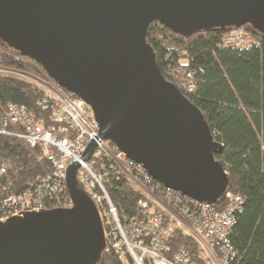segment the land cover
<instances>
[{
  "label": "water",
  "instance_id": "obj_1",
  "mask_svg": "<svg viewBox=\"0 0 264 264\" xmlns=\"http://www.w3.org/2000/svg\"><path fill=\"white\" fill-rule=\"evenodd\" d=\"M153 21L185 38L246 24L264 33V0H0V40L86 101L101 139L165 187L217 203L230 187L215 158L223 144L163 77L145 36ZM95 146L88 144L84 161ZM79 167H67L70 206L0 222V264H96L104 227L77 181Z\"/></svg>",
  "mask_w": 264,
  "mask_h": 264
},
{
  "label": "built area",
  "instance_id": "obj_2",
  "mask_svg": "<svg viewBox=\"0 0 264 264\" xmlns=\"http://www.w3.org/2000/svg\"><path fill=\"white\" fill-rule=\"evenodd\" d=\"M257 44L243 27L225 30L220 39L224 49L242 50ZM0 71L8 70L0 68ZM15 74L42 87L44 96L36 103L38 112L12 101L0 106V134L23 139L31 148L47 149L51 170L37 177L24 191L11 192L9 163L1 161L0 222L27 212L70 206V196L65 193L67 167L78 161L77 181L96 203L104 227V250L116 253L123 264H146L148 260L150 264H194L184 246L171 249L170 238L178 232L195 239L201 260H205L204 253L208 252L207 258L214 264L235 263L236 251L230 236L236 214L242 209V196L226 191L218 206L165 187L114 143L101 139L98 123L86 101L54 82L50 85L27 74ZM192 76L188 72L186 77ZM184 80L185 88L194 92L195 84ZM92 141L96 143L95 149L89 160L84 161ZM111 173L123 177L140 192L133 217L120 215L111 200L107 191Z\"/></svg>",
  "mask_w": 264,
  "mask_h": 264
},
{
  "label": "trees",
  "instance_id": "obj_3",
  "mask_svg": "<svg viewBox=\"0 0 264 264\" xmlns=\"http://www.w3.org/2000/svg\"><path fill=\"white\" fill-rule=\"evenodd\" d=\"M243 29L256 39V46L224 49L220 46L224 30L197 31L185 38L157 21L149 24L145 36L163 77L202 112L214 140L223 144L215 158L229 176L228 191L243 198L230 236L236 251L234 264H264V33L251 24ZM0 68L8 70L0 71V106L12 101L38 112L36 103L44 96L42 87L15 72L32 73L52 85L41 65L0 40ZM188 72L193 73V78L186 77ZM183 79L195 84L194 92L185 88ZM47 152L41 146L31 148L13 135L0 134V164L9 163L11 192L24 191L37 177L51 170ZM107 191L120 215L134 216L137 199L141 197L134 186L111 173ZM65 193L70 196L68 191ZM221 202L222 198L217 205ZM169 243L173 250L184 246L195 263L203 264L193 237L178 232ZM99 257L96 264H123L116 253L104 249ZM146 264H150L149 260Z\"/></svg>",
  "mask_w": 264,
  "mask_h": 264
},
{
  "label": "rangeland",
  "instance_id": "obj_4",
  "mask_svg": "<svg viewBox=\"0 0 264 264\" xmlns=\"http://www.w3.org/2000/svg\"><path fill=\"white\" fill-rule=\"evenodd\" d=\"M226 30H227V29H226ZM28 76H29V77L31 76V77H33V78H35V79H37V78L39 79V77H40V76L38 77V76H36V75H34V74H32V73H29ZM36 77H37V78H36ZM42 79H43V80H48V78L45 77V76H42ZM52 83H53V82H52ZM207 255H208V252L204 253V257H205L204 259H205V260H203V259L201 260V262H202L203 264H214V263H216V262L213 263V260H212V259L207 258ZM218 261H219V260H218ZM193 262H194V261H193ZM194 264H197V263L194 262Z\"/></svg>",
  "mask_w": 264,
  "mask_h": 264
},
{
  "label": "bare ground",
  "instance_id": "obj_5",
  "mask_svg": "<svg viewBox=\"0 0 264 264\" xmlns=\"http://www.w3.org/2000/svg\"><path fill=\"white\" fill-rule=\"evenodd\" d=\"M251 35H252V34H251ZM229 192H230V191H229ZM222 198H223V197H222ZM220 200H221V199H220ZM92 201H93V200H92ZM218 202H219V201H218ZM218 202H217V203H218ZM217 203H216V204H217ZM95 204H96V203H95Z\"/></svg>",
  "mask_w": 264,
  "mask_h": 264
}]
</instances>
